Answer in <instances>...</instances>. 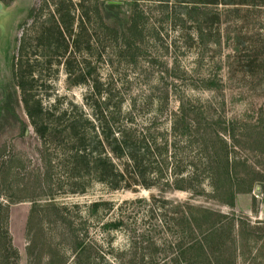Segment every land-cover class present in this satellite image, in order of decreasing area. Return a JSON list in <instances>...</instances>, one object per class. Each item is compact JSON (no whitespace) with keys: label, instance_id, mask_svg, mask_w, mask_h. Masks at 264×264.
I'll return each instance as SVG.
<instances>
[{"label":"trees","instance_id":"16d2710c","mask_svg":"<svg viewBox=\"0 0 264 264\" xmlns=\"http://www.w3.org/2000/svg\"><path fill=\"white\" fill-rule=\"evenodd\" d=\"M51 1L48 21L39 23L38 14L29 12L28 18L36 21L23 32L17 57L12 60L14 86L27 124L40 142L39 154L46 167V172H39L38 177L50 179L52 172H61L67 194H85L96 184L110 191L157 190L161 198L138 199L128 204H148L149 221L160 212L166 230L173 232V243L165 246L175 250L171 264H224L227 243L218 233L226 217L189 202L170 201L164 194H203L202 185L209 180L213 197L233 206L236 195L251 193L260 180L258 173L252 172L248 177L237 175L238 163L230 164L226 150L227 128L211 125L215 117L209 109L184 97L174 86L177 77L187 76L180 71L177 61L153 73L150 60L158 63L159 58L150 59L156 39L152 37L154 26L149 23V12L142 7L143 0H95L92 10L85 7L88 0ZM153 3L161 9V17L172 21L181 32L186 25L191 26L189 40L201 45L207 42L221 47L223 21L229 25L233 15V21H237L242 13H253L255 21L264 25V0ZM120 4L131 5L132 13L127 19L113 11ZM45 6L48 9L49 5ZM257 37L264 41V27ZM250 46L254 50L258 47L253 42ZM102 54H107L111 58L107 62L114 66V75L111 72L109 79L97 67V58ZM122 65L152 71L144 79L148 90L132 93L128 84L121 82L117 67ZM60 66L70 87L85 89L81 105H62L57 99L45 105L34 93L39 86L37 68L46 67L57 74ZM198 79L199 83L192 84L195 79L190 75L186 88L216 92L221 87L217 75L200 74ZM150 80L158 85L151 86ZM171 91L177 96V111L168 109ZM222 196L229 200H222ZM47 199L52 201L55 197L50 194ZM105 206L112 205L96 201L89 207L96 213ZM0 209L6 218L8 206L0 203ZM123 226L122 215L105 224L114 231ZM126 234L134 254L129 261L119 264H152L157 244L164 246L146 234H141V239L131 237L130 232Z\"/></svg>","mask_w":264,"mask_h":264},{"label":"rangeland","instance_id":"374dc122","mask_svg":"<svg viewBox=\"0 0 264 264\" xmlns=\"http://www.w3.org/2000/svg\"><path fill=\"white\" fill-rule=\"evenodd\" d=\"M80 1L73 0L74 3ZM88 2L85 7L92 10L95 0ZM0 3L3 6L0 12V203L8 206L6 218L0 209V264L127 262L134 250L126 232L140 239L141 234H146L162 243L164 246L157 244L156 251L153 249L152 264H171L175 250L165 246L173 243V232L166 230L160 212H156L155 219L149 221L148 204H128L138 199L151 201L152 197L161 198L159 191H110L96 184L85 194H67V184L61 172H52L50 179L38 177L39 172H46V167L39 154L40 142L27 124L14 86L12 60L17 57L23 32L36 21L28 18L29 12L33 10L38 14L39 23L48 21L52 1L0 0ZM45 4L49 5L48 9ZM142 7L149 12V23L154 26L152 37L156 44L149 55L150 59L154 56L159 59L158 63L150 60L153 73L163 70L165 64L177 61L180 71L187 76L177 77L174 86L184 97L209 109L215 117L211 125L217 129L227 128L224 133L226 150L230 164L232 161L238 163L235 167L237 175L248 177L255 172L260 179L251 193L236 195L233 206L222 204L213 197L209 180L202 185L203 194L175 191L164 194V198L179 203L189 202L226 217L218 233L227 243L224 264H264V41L257 37L264 25L262 21H255L253 13L244 12L237 21H233L236 17L233 15L229 25L228 21H223L221 47L207 42L201 45L189 40L188 35L193 32L191 26L186 25L185 31L181 32L172 21L161 17V9L153 0H143ZM113 11H119L122 19H127L132 13L130 4H120ZM251 42L258 45L257 49L251 48ZM30 55L35 57L33 51ZM109 59L107 54L97 58L100 73L108 79L112 73L114 75V66L110 67L107 62ZM59 68L57 74L46 67L37 68L35 77L39 86L34 93L45 105L54 99L62 105L69 102L81 105L85 89L70 87L63 67ZM117 69L121 82L128 84L132 93L148 90L144 79L153 74L152 71L125 65ZM200 74L217 75L221 81L220 89L212 92L203 88H186L189 76L195 79L192 84H197ZM149 83L158 85L154 80ZM176 98L171 91L170 111H177ZM230 172H233L231 168ZM50 194L55 197L52 201L47 199ZM222 197L224 201L229 198ZM96 201L112 206H105L95 213L89 206ZM120 215L124 222L122 228L114 231L105 227Z\"/></svg>","mask_w":264,"mask_h":264},{"label":"water","instance_id":"95a60500","mask_svg":"<svg viewBox=\"0 0 264 264\" xmlns=\"http://www.w3.org/2000/svg\"><path fill=\"white\" fill-rule=\"evenodd\" d=\"M2 9H3V6H2V4L0 3V12L2 11Z\"/></svg>","mask_w":264,"mask_h":264}]
</instances>
